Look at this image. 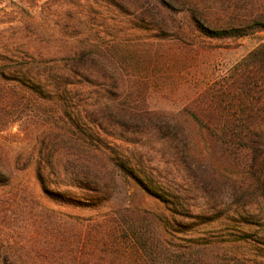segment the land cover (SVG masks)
<instances>
[{
    "label": "rangeland",
    "instance_id": "rangeland-1",
    "mask_svg": "<svg viewBox=\"0 0 264 264\" xmlns=\"http://www.w3.org/2000/svg\"><path fill=\"white\" fill-rule=\"evenodd\" d=\"M166 2L140 0L142 23L110 0H0V45L11 59L25 61L33 37L108 44L106 58L79 63L91 83L64 101L31 99L0 78V264H202L205 238L242 227L244 250L264 264V226L227 219L244 191L261 193L219 139L222 119L264 120V30L211 31L246 26L264 0ZM51 105L58 111H44ZM40 164L55 167L46 186ZM213 207L225 217L209 224ZM158 235L170 255L144 251L140 238L150 246Z\"/></svg>",
    "mask_w": 264,
    "mask_h": 264
},
{
    "label": "trees",
    "instance_id": "trees-1",
    "mask_svg": "<svg viewBox=\"0 0 264 264\" xmlns=\"http://www.w3.org/2000/svg\"><path fill=\"white\" fill-rule=\"evenodd\" d=\"M139 1L140 0H137L138 4H136L137 6L135 8H132L125 0H110V5L114 6L123 16H131L138 12L141 18L140 21L143 23L147 15V9L144 7V4H139ZM177 1L182 5H186L188 2V0ZM158 2L161 5L164 4L168 6L166 0H158ZM159 4L155 3L152 6L155 8L157 14L161 15L163 14V10L160 9ZM251 16V21L247 22V24H245L246 26L237 25L236 28L231 29L217 28L216 30H211L212 35L221 38L242 36L246 32L244 27H249L254 30H264V9L255 14L253 13ZM202 27L204 28V26ZM205 29L208 30L211 28ZM51 40L55 42V45L49 43ZM51 40H49V42L42 41V39L38 37L29 39L26 43L28 55L25 61H20L17 57L11 59L10 56H8V50L5 48L6 44L0 45V49L3 52L0 57V78L21 83L28 89L31 99L38 97L48 101L67 100V98L69 96L71 97L73 94L77 84H84L86 82L91 83V80L82 72L78 65L81 61L88 60L92 57H97L99 60L106 58L104 55L108 44L106 45L105 42H99V40H92L89 37L80 40H76L71 36L67 38L53 37ZM54 47H58V50H54ZM9 62H12V66L7 64ZM46 107L44 111L49 113L58 111L57 107L54 105ZM37 110L40 111L41 108L38 107ZM262 122L264 123V120L260 121L259 118L255 117L238 120L236 124L228 119H222L219 122V125L221 124L224 128L219 139L226 149L235 147V159L238 160V165L247 169L249 175L251 174L253 178L255 192L259 191L261 193V196H256V193H250L249 191L251 190L249 189L244 191L241 196H238L234 201L236 204V209L233 213L235 218L228 216L227 219L237 222L240 228L243 225L250 226L258 222L261 223V226H264V126ZM75 125L77 129L81 130L80 124ZM202 125L209 126V122L206 123L202 120ZM232 127H238V130H233L232 133L230 131H225V129H231ZM66 129L68 133H72L74 136V132H72L70 127L68 128L66 125ZM245 129L247 130L245 131ZM49 168L55 173L54 166L45 167L40 164L36 167L37 178L44 186L51 181L49 175L46 173V170ZM121 168L126 171L124 166ZM78 184L80 188L83 187L88 189L89 187V184L82 180H79ZM44 189L46 192L50 193V190H47V188ZM51 193L56 197H61L58 191ZM253 201H259V204H261L258 212L250 210ZM249 206L250 209H248ZM212 209L214 212L208 214L210 216H206L205 220V222L209 224L219 220V218L225 217V211L222 212L218 210L216 212L214 207ZM157 218L159 222L155 224L159 225L162 217L158 216ZM246 232L247 229L242 227L236 234L222 235L215 239L205 238L202 242V264L260 263L258 262L260 255L251 254L244 250L245 247L243 243L247 241ZM140 240L146 252L153 249L154 252L157 250L164 256H168V254L170 255L172 253L169 247L166 246V243H164V240L160 239L159 235L154 237L152 243L149 244L150 246L146 244L144 237L143 240L142 238H140ZM186 264L192 263L188 260Z\"/></svg>",
    "mask_w": 264,
    "mask_h": 264
}]
</instances>
